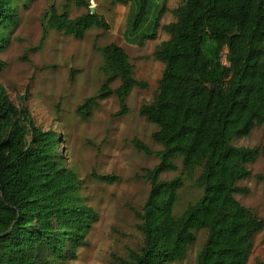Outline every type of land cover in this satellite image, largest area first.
Returning a JSON list of instances; mask_svg holds the SVG:
<instances>
[{
    "label": "trees",
    "instance_id": "trees-1",
    "mask_svg": "<svg viewBox=\"0 0 264 264\" xmlns=\"http://www.w3.org/2000/svg\"><path fill=\"white\" fill-rule=\"evenodd\" d=\"M15 0H0V30L17 23ZM84 7V15L69 19L54 8L44 16L43 39L49 30L82 40L92 29L109 30L92 14L87 0H67ZM131 4L130 34L145 25L150 0H115ZM175 21L162 27L168 40L154 56L164 66L158 90L140 116L157 127L152 152L133 140L134 148L155 156L158 164L143 171L150 186L139 211L138 250L126 249L111 264H174L182 262L195 243V233L206 232L196 264H247L252 241L264 222L243 207L235 195L247 189L237 184L250 177L248 165L264 158L260 147L232 143L264 126V0H185L172 10ZM145 36V35H144ZM153 39L154 35L145 36ZM139 38L128 39L137 44ZM145 38L142 37L141 41ZM5 40L0 36V54ZM103 80L95 97L85 100L76 115L87 119L96 100L115 96L116 116L127 113L134 88L146 86L132 74L124 50L113 45L99 50ZM225 57L228 66L222 64ZM5 64L0 60V73ZM119 82L112 90L111 86ZM59 133L38 127L26 108L18 109L0 86V264H54L76 260V250L87 246L86 235L95 212L78 195L80 180L58 152ZM180 159L188 176L200 169L194 187L202 196L174 216L181 178L162 180L176 172ZM95 180L112 183L111 176ZM256 179L264 183V178Z\"/></svg>",
    "mask_w": 264,
    "mask_h": 264
},
{
    "label": "rangeland",
    "instance_id": "rangeland-1",
    "mask_svg": "<svg viewBox=\"0 0 264 264\" xmlns=\"http://www.w3.org/2000/svg\"><path fill=\"white\" fill-rule=\"evenodd\" d=\"M94 14L102 17L109 30L92 29L82 40H75L61 32L49 30L43 39L44 16L54 8L69 19L86 13L67 0H15L17 23L0 30L5 47L0 60L5 68L0 73L2 86L9 100L18 109L26 108L34 123L44 131L61 136L58 147L65 166L80 180L78 195L96 214V220L86 235L87 246L76 250V260L54 264H111L112 257H123L126 249L138 250L142 236L137 231L134 216L144 204L150 186L143 180V171L158 164L155 156H146L132 145L138 140L152 152L162 148L152 140L157 127L140 116V107L153 101L158 90L164 66L156 60V48L168 40L162 27L173 23L172 10L185 0H150L152 7L145 25L131 36L134 11L131 4H116L115 0H87ZM154 35L153 39L145 36ZM145 35V36H144ZM139 38L137 44L128 39ZM142 37L145 39L141 41ZM113 45L124 50L132 67V74L145 88H134L126 101L127 113L119 112L113 95L96 100L87 119L76 115V109L90 97H95L103 77L100 72V49ZM119 82L111 89L115 90ZM236 147H260L264 144V126L232 143ZM176 172L161 175L162 180L181 178L183 186L178 192L174 216L178 217L201 196L194 187L200 169L188 176L180 159L175 160ZM250 177L237 184L248 190L235 199L264 222V158L248 165ZM96 176H111L112 183L95 180ZM206 240V232L195 233V243L182 262L196 264V256ZM247 264H264V229L252 241Z\"/></svg>",
    "mask_w": 264,
    "mask_h": 264
},
{
    "label": "built area",
    "instance_id": "built-area-1",
    "mask_svg": "<svg viewBox=\"0 0 264 264\" xmlns=\"http://www.w3.org/2000/svg\"><path fill=\"white\" fill-rule=\"evenodd\" d=\"M222 64H223L224 66H228V63H227V61H226V59H225L224 56H223V58H222Z\"/></svg>",
    "mask_w": 264,
    "mask_h": 264
},
{
    "label": "water",
    "instance_id": "water-1",
    "mask_svg": "<svg viewBox=\"0 0 264 264\" xmlns=\"http://www.w3.org/2000/svg\"><path fill=\"white\" fill-rule=\"evenodd\" d=\"M90 10H91L92 14H94V9L93 8H90Z\"/></svg>",
    "mask_w": 264,
    "mask_h": 264
}]
</instances>
